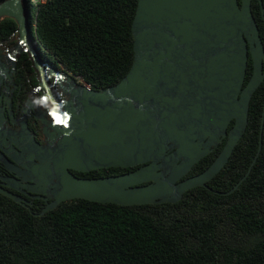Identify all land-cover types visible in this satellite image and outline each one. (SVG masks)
I'll return each mask as SVG.
<instances>
[{
	"label": "water",
	"instance_id": "obj_1",
	"mask_svg": "<svg viewBox=\"0 0 264 264\" xmlns=\"http://www.w3.org/2000/svg\"><path fill=\"white\" fill-rule=\"evenodd\" d=\"M239 1L138 0L131 25L134 57L129 73L101 92L86 90L68 75L69 103L55 108L59 123L50 114L47 147L35 144L25 130L8 136V144L1 143L5 120L0 112V144L7 147V155L36 187L49 185L52 190L54 202L35 218L75 200L118 207L175 205L191 190H208L207 184L243 138L250 101L264 81V49L251 15L252 0ZM256 1L264 21L261 1ZM3 20L15 23L18 48L29 50L38 69L30 49L25 0L0 3ZM248 55L252 74L244 86ZM263 123L264 105L261 132ZM261 132L246 175L218 196L231 195L247 179L261 150ZM224 140L208 169L177 184ZM13 145L20 149L19 159L12 156ZM33 157L39 165L33 164ZM3 163L13 172L8 162ZM138 166L142 167L130 174L97 180L70 173ZM0 196L20 204L1 190Z\"/></svg>",
	"mask_w": 264,
	"mask_h": 264
},
{
	"label": "trees",
	"instance_id": "obj_2",
	"mask_svg": "<svg viewBox=\"0 0 264 264\" xmlns=\"http://www.w3.org/2000/svg\"><path fill=\"white\" fill-rule=\"evenodd\" d=\"M137 1L51 0L32 7L25 0L31 41L55 69L89 91H105L119 84L132 66ZM251 15L264 49V21L256 0ZM15 31L12 20L1 21L0 43ZM251 72L249 62L244 85ZM263 105L264 82L250 101L247 129L225 167L207 184L208 190H191L175 205L118 207L75 200L35 218L0 196V264H264ZM260 132L261 150L249 176L231 195L218 196L246 175ZM223 145L190 176L208 169ZM117 170L120 176L122 170ZM112 171L73 175L97 180L114 176Z\"/></svg>",
	"mask_w": 264,
	"mask_h": 264
},
{
	"label": "flooded vegetation",
	"instance_id": "obj_3",
	"mask_svg": "<svg viewBox=\"0 0 264 264\" xmlns=\"http://www.w3.org/2000/svg\"><path fill=\"white\" fill-rule=\"evenodd\" d=\"M16 38H18L17 34L13 33L10 40L0 43V112L5 120L2 125L5 139L1 143L8 144V136H17L25 130L35 144L40 147H47L50 144L47 136L52 134V131L48 129L49 116L50 114L52 116L56 114L55 108L57 106L69 103V96L66 94V90L70 86L67 80L69 74L63 70L55 69L54 62L41 54L31 41L30 49L36 54L40 66L37 69L29 50L18 48V43L15 42ZM249 62L252 65L251 58L248 55L247 67ZM54 74L60 76L62 80H57ZM223 142L225 144L226 140ZM12 148L14 150L12 151V156L19 159L17 156L21 153L20 149L14 145ZM7 151V147L0 144V190L17 198L20 201V207L33 216H38L47 206L54 202L51 195L52 190L49 185L46 188L43 186L36 187L30 181L29 176L23 175L26 173L25 170L7 155ZM3 161L10 164L13 172L6 168ZM33 164L39 165L35 157H33ZM141 167L120 169L122 170L120 176L135 172ZM112 170L114 176L107 178L119 177L117 175L118 170ZM191 171L177 184L198 176H190ZM70 173L73 175L74 172ZM35 191H44L45 194L35 193Z\"/></svg>",
	"mask_w": 264,
	"mask_h": 264
},
{
	"label": "built area",
	"instance_id": "obj_4",
	"mask_svg": "<svg viewBox=\"0 0 264 264\" xmlns=\"http://www.w3.org/2000/svg\"><path fill=\"white\" fill-rule=\"evenodd\" d=\"M27 3L32 7H42L45 6L47 3H49L51 0H26ZM86 90H89V88L85 85H83Z\"/></svg>",
	"mask_w": 264,
	"mask_h": 264
},
{
	"label": "bare ground",
	"instance_id": "obj_5",
	"mask_svg": "<svg viewBox=\"0 0 264 264\" xmlns=\"http://www.w3.org/2000/svg\"><path fill=\"white\" fill-rule=\"evenodd\" d=\"M51 118L52 121H56L57 123L61 121V118L57 113L54 116L51 115Z\"/></svg>",
	"mask_w": 264,
	"mask_h": 264
},
{
	"label": "rangeland",
	"instance_id": "obj_6",
	"mask_svg": "<svg viewBox=\"0 0 264 264\" xmlns=\"http://www.w3.org/2000/svg\"><path fill=\"white\" fill-rule=\"evenodd\" d=\"M15 42H16V43H19V40H18V38H16ZM22 49H24V48H22Z\"/></svg>",
	"mask_w": 264,
	"mask_h": 264
}]
</instances>
